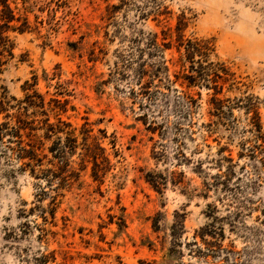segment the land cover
Instances as JSON below:
<instances>
[{
  "label": "rangeland",
  "instance_id": "374dc122",
  "mask_svg": "<svg viewBox=\"0 0 264 264\" xmlns=\"http://www.w3.org/2000/svg\"><path fill=\"white\" fill-rule=\"evenodd\" d=\"M1 28L0 123L36 83L100 166L77 148L46 224L54 187L0 144V264H264V0H0Z\"/></svg>",
  "mask_w": 264,
  "mask_h": 264
},
{
  "label": "trees",
  "instance_id": "16d2710c",
  "mask_svg": "<svg viewBox=\"0 0 264 264\" xmlns=\"http://www.w3.org/2000/svg\"><path fill=\"white\" fill-rule=\"evenodd\" d=\"M10 10V7L7 6ZM11 15H3L5 23L3 25L9 26V22L14 20L15 14L11 10ZM5 29L0 30V65H2L3 57L6 52L13 55V45L10 44V39L5 35ZM21 31H24L21 29ZM192 49H188V54H195V51L200 50L198 43H192ZM210 47V46H209ZM194 50V52H193ZM190 51L192 53H190ZM192 57V56H191ZM190 58V56H189ZM224 73H228L224 68ZM223 76L215 72L213 78H208L209 83H213L217 89L216 94L221 93L219 79ZM34 84L26 81V86L23 87L24 91H28L26 96L19 101L17 105V112L13 115L7 114V119H14V123L10 120H5L0 123V144H6L7 149L12 152V157L20 163L22 170H30V174L35 178L42 179L48 186L54 187L55 194L51 195V201L47 208L41 209L40 215L44 220V223L50 222L51 215L52 219L56 218V210L58 207V197L64 195V190L70 189L74 182L80 178L81 169L84 168L85 157H91L94 161V175H99V154L98 152L91 151L90 140L95 138L87 126H83L80 131L82 135V142L79 143V136L76 134V127L70 122L63 119L62 113L67 111L68 101L61 99H51L46 101V97L33 90L29 92ZM31 87V88H30ZM55 103L53 104V102ZM214 101H220L218 97L214 98ZM12 107L5 102L0 100V113L7 112ZM250 111L255 113L254 118L259 117V113L255 106H250ZM54 115L56 121H51V115ZM256 123V135L259 139H263L262 125L260 122ZM42 131V134L39 132ZM65 135V136H63ZM47 141H51V144L46 146ZM82 147L80 154L82 156L81 163L82 168L77 170L71 164V156L77 152L78 147ZM260 146H263L262 144ZM99 149L105 151L103 147L99 145ZM264 155V147L261 148ZM224 151V150H222ZM264 158V157H263ZM226 160H233L231 156H224ZM221 163V162H220ZM221 165V164H220ZM228 169L231 167L228 166ZM221 170V169H220ZM215 182L211 183V187H218L219 183L223 184L225 179L221 173H217L215 176ZM154 186L161 190V182L155 179L150 180ZM209 186V187H210ZM40 198L43 199L44 195L48 194L47 191L42 190ZM36 207L31 208V212H35Z\"/></svg>",
  "mask_w": 264,
  "mask_h": 264
}]
</instances>
